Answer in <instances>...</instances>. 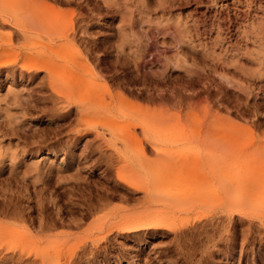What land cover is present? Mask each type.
<instances>
[{"label": "rangeland", "instance_id": "1", "mask_svg": "<svg viewBox=\"0 0 264 264\" xmlns=\"http://www.w3.org/2000/svg\"><path fill=\"white\" fill-rule=\"evenodd\" d=\"M63 1L50 2L67 20L62 24L66 29L62 26L59 33L66 30L69 38H77L66 56L84 60L95 74L88 75L92 78H87V84L76 86L86 70L58 69L53 76L57 84L53 82L59 88L68 82V92L62 87L64 93L53 90L44 71L22 68V55L45 50L48 39L43 44L33 36L27 42L19 26L10 20L4 23L15 14L22 18L39 10V5L34 7L31 0L28 4L0 0V15H6L4 19L0 16V208L4 201L27 208L39 204V199L49 202L51 198L49 204L41 202L49 207L45 216L62 215L68 221L79 219L90 197L95 199L101 193L110 196L106 208H134L136 202L131 199L143 194L127 195V186L119 181L123 175L157 183L166 198L156 211L181 217L183 209L196 205L216 215L203 224L211 222L216 230L221 228L218 235L226 230L224 236H229H223L225 242L218 248L211 247L210 256L205 254L209 258L206 264H264V0ZM94 83L105 85L108 93H118L125 98L124 104L106 111L102 118L87 115V124L84 118L79 126L82 131L76 133L80 121L77 105L89 98ZM143 120L152 126V133L139 125ZM214 173L219 179L222 176L220 181L230 177L238 183L230 185L227 193L219 189L223 181L202 191L192 184L197 175ZM171 194L177 195V203L168 198ZM225 205L230 210L243 207L244 217L220 216ZM71 206L73 214L67 213ZM96 212L81 222L87 225L82 224L83 231L94 217H102V211ZM2 215L0 222L25 225ZM32 216L40 217L38 212ZM80 229L59 225L49 234L65 233L66 237L75 231L71 244H76L85 234ZM229 233L236 237L234 246L227 242ZM4 237H0V247L7 250H0V264L35 262V254L30 252L33 246L23 248L25 241ZM64 237L59 238L60 243L68 245V236ZM173 237V233L159 230L141 251L128 250L131 257L121 258L131 242L114 236L110 262L190 264L197 250L190 262L199 259L201 248L190 247L191 236L179 249ZM16 245L29 252L22 256L13 251ZM6 247L12 248L10 252ZM82 251L76 257L79 264H90ZM63 256L61 263L68 264V246Z\"/></svg>", "mask_w": 264, "mask_h": 264}, {"label": "bare ground", "instance_id": "2", "mask_svg": "<svg viewBox=\"0 0 264 264\" xmlns=\"http://www.w3.org/2000/svg\"><path fill=\"white\" fill-rule=\"evenodd\" d=\"M19 1H21V0H19ZM50 1L52 2V1H57V0H31L34 7H35V5H37V6L39 5V10H36L33 13H28L27 15L22 16V18H21V16L19 18V16H17V14H15L12 19L10 18L8 20H4V23H5V21L8 22L10 20V22H11L10 24H12V22H13L14 24H16L15 26H19L20 27V29L18 28L19 32L25 38L24 39L25 41H27V39H29L33 36H37L38 40H40L41 43H43L44 41H46V39H48L47 45H44L45 50H42V51L38 50L39 52L37 54H32V53H28V52H25V54H23L24 52L22 53L21 50L24 46L20 49L21 53L23 54L22 57L25 55L24 59H23L24 62H23L22 68L26 69V71L27 70H32V71L33 70L34 71L35 70L36 71L42 70V71H44L46 76L49 77L48 79L50 80L52 88L55 92H59L63 88H65L66 91L68 92V84H69L68 82H66L67 84H65L66 85L65 87L62 86L63 87L62 88L60 86L61 89L59 88V86L55 85V84H57V82L54 81L55 79H53L54 78L53 76H55V73L58 69H61V71L68 70V69H74L76 72L82 71V73L84 72V70H86L85 75L83 76V74H82L81 78H79V81L76 84L74 83L76 86H82L84 82L87 84V82H86L87 78H92L91 76L92 75L95 76V74H93V72H92L93 69L88 68L86 62H83L84 60L83 61L78 60V59L76 60L75 58H69L68 59V57L66 56L68 53V50L70 48H72L74 46V44L76 43V42L74 43V40L77 38L74 39L73 35H72L73 39H71L72 37L69 38L68 37L69 35L66 32V30H64L65 32L63 31V32L59 33V30L62 29V26H63L62 24H64V20L65 21H67V20L64 19V17H65L64 16L65 14H63L64 12L61 11V13H60V10L58 11L56 9V7H54V5H51ZM66 1H63V2L67 3L68 1L67 2ZM25 2L29 3V0H25ZM59 2H60V0H59ZM41 5H42V8L40 7ZM20 8H21V6H20ZM8 14H9V12H8ZM0 16H2V13ZM4 16L6 18V15H3L2 16L3 19H4ZM7 17H8V15H7ZM0 19H1V17H0ZM1 21H3V20L1 19ZM34 26H36V28L38 27V29H35L38 32L35 30H34L35 31L34 32L32 30ZM63 28L66 29L65 26H63ZM74 34L76 35V33H74ZM9 40H10V38H9ZM10 42L12 44V40H10ZM10 42H9V44H10ZM24 48L26 49L27 47H24ZM24 48H23V50H24ZM41 48H40V50H41ZM20 51L18 52L19 55L16 54L17 57L20 56ZM25 51H27V49ZM54 54L56 55L55 59L52 58V57H54ZM51 55H52V57H51ZM75 57H77V56H75ZM21 61H22V59H21ZM21 71H23V70L21 69ZM89 74H91L90 77H88ZM78 77L79 76H77L76 78H78ZM89 80H87V81H89ZM53 81L56 83L54 84ZM53 84H54V86H53ZM101 85H97V83H94L91 86L92 88L90 90L91 91L90 93L88 90V93L90 94V95H88L89 98L85 101V98H84L85 95H84L83 96L84 102L77 105V107L79 109V116H80V118L78 119L80 121H78V125L76 126L77 128L79 126H81L80 125L81 121L87 115L89 116V118H90L91 114H93L94 117L102 118L103 117L102 114H104L106 111L119 108L120 106H122L124 104V103H122V101L125 98L122 99L121 96H117L118 93H116V94L114 93L115 95L112 92L108 93L107 87L105 85L104 86H101ZM64 91L62 90L61 92L64 93ZM119 95H121V94H119ZM68 101H69L68 103L70 104L71 100H68ZM93 103H94V105L96 104L95 106L99 105L100 108L99 107L95 108V106L92 107ZM90 107H92L93 109ZM95 109H97V110H95ZM92 110H94V111L92 112ZM99 116H101V117H99ZM87 119L88 118H85V120H83V121L86 122V121H88ZM86 124H87V122H86ZM84 125H85V123H84ZM105 125H109V122L106 121ZM139 125L140 126L142 125L141 127H142V129H144V132H147V133L153 132L152 126L149 125L145 120L141 121V123H139ZM209 125L211 126V122ZM132 126H134V125H132ZM207 127H208V125H207ZM207 127H205V128H207ZM77 128H76V133H79L82 131L80 129V127H79V129H77ZM201 130L202 129H200V131ZM203 130H205V132H207L209 130V128H208V130L207 129H203ZM194 178H195V176H194ZM119 179H120L119 181L123 183L122 185L125 184L127 186L126 187L127 188V195L133 194V192H142L143 195L141 197H138V198L131 199V198L126 197L127 200L131 199L132 201H134V203L136 202L137 207L135 205L134 208L123 207L124 209H121L119 211H117L116 208H114V210H113V208H111L112 209L111 210V209L105 207L106 205H108L107 199L110 198L109 194H105V193L102 194L101 193L99 195L98 194L95 195V197H97L95 199L92 198V196L90 197V200H89L86 208L79 213V215H80L79 219H69L67 221V220H65V218L62 217V215L59 216L58 218H52V217L50 218L49 216H45V213H46L47 209L49 208L48 207L46 209V206L50 203V200H53L51 198L49 199V202H48V200L43 199L41 201V199H39V201H40L39 204L36 203L35 206L34 205L28 206L27 208H22L18 204V202L13 205L12 201H11L12 204L10 202L5 203V201H4L3 206L0 208V213L3 214L2 216L13 218V220L16 219L14 221L18 220V222L19 221L20 222L22 221L23 223L25 222V225H20L17 222H16L17 224L15 222L14 223L0 222V225H1L0 226V235L2 237H4V236L5 237H7V236L15 237L17 241H19V240L22 242L25 241V242H23V244L25 246H23V244H20L23 246V248L24 247L27 248L28 245L30 247L33 246L32 248L28 247L27 249L30 248L31 249L30 252H33V254H35L36 258H35V260L34 259L33 260L35 261L34 263H36V264H67V263H61V259H62V256L64 254V249H66L67 246H68V257H67L68 258V264H74L75 259H77L76 257L79 255V253H78L79 250H83L82 251L83 253L80 252V253H82L81 256H83L84 258L86 256L89 257L90 264H101V263L102 264H111L110 254L114 250V244L112 242L113 241L112 237H114V236L118 237L119 236L125 240H129L132 243V244L130 243V247L126 248L124 253L121 252V253H123L122 255L120 254V252H118L121 255V258H127V257H131V255H129L130 252L127 253L128 250L141 251L150 242V238H153L159 230H162V231L164 230L167 233H170V234L173 233L175 235V237H173V238H175V240H173V239L172 240L175 241L177 249L182 248V243L186 242V239H188L191 236L190 238H192L193 240L189 238L192 241V244H191L192 246L190 245V247L194 248L196 246V247L201 248L200 257L193 264H206V261H207L206 259H209V258H206L207 255H205V254L209 253V256H210V253L212 251V250L210 251L211 247H213L212 249H215L214 247H216V246L218 248L219 247L218 245L220 243H222V241L225 242V240H224V237H225L224 235L226 234L225 229H224L225 230L224 231L222 228V231H224V232H221V230H220L219 232H221V234L219 233V235H218V233H216V231L218 229H221V228H219V226L216 227V228H218L216 230L215 229L216 225L214 226V224H212L211 222H210V224L208 222H207L208 224L207 223L203 224V222H205V220H208V219L214 220V218H217L216 215H214L215 216L214 217V216H212L213 214L212 215L210 214L211 211L210 212L209 211L208 212L202 211L200 209V206H196V205H192L190 207L183 209L184 213L181 217H176L175 213H173V212L168 213V212H164V211H156V206H158L159 204L162 205V202L166 198L165 194H163L159 191V186H157V183L153 184L152 182L151 183L150 182H141L139 180H135V178H133V179H132V177L127 178L123 175H120ZM220 179H222V176H220ZM220 179L215 173L212 175H207V174L203 175L202 174V176H199V177L197 175L196 183L192 179L193 180L192 184H194L195 188H197L199 191H202L203 189L205 190L207 187H210L209 185H212V184L216 185L215 182H217L218 180L220 181ZM222 181H220V182H222V186L219 189H221V192H223V193L226 191H229L228 189L230 188V185H234V184L238 183L237 180H235V179L230 180V177L224 178ZM229 181L231 182V184ZM192 187H193V185H192ZM197 189H195V190L198 191ZM16 194L18 195V193H16ZM25 194H26V191H25ZM5 195H4V197H5ZM28 196H30V194H28ZM126 198H125V200H126ZM168 198H170L171 202H173V203H177V201H178L177 195H174V194H171ZM6 199H7V197H6ZM27 199H31V198L28 197ZM45 201L48 202V204L46 206H45V204L41 203V202H45ZM1 202H3V201H1ZM228 204L230 205V202H228ZM103 207L106 208L107 210L106 209H105L106 211L101 210V208H103ZM60 208H58V209H60ZM74 208H76V206ZM242 208L243 207L235 206L234 209L231 207L232 210H230L229 206L225 205L221 208L222 210L220 212L221 213L220 216L221 215L226 216V218L228 217V219H232V220L234 219V217L243 218L244 216H242V214H243ZM60 210L58 212H60ZM65 210H67V209H65ZM98 210L102 211L103 213L101 212L102 213L101 214ZM79 211H80V209H79ZM96 211H98L99 213ZM219 211L220 210H218L217 212H219ZM34 212H38V214L40 215L39 219L36 220L32 216V214ZM95 212L98 213V215L101 214L100 216H102V217L98 218L97 217L98 215H94L97 217V218L94 217V219H96V220H94L93 222L91 220L92 224H90L88 226V228H86V231H83V229L81 228L83 223H81V222L83 220H85L86 218L91 217L93 215V213H95ZM104 212L106 214H104ZM67 213H69V214L72 213V206L70 209H68ZM57 214H56V216H57ZM49 215H50V213H49ZM71 218H73V217H71ZM222 218H221V220H222ZM216 221L217 220H215V222ZM221 222L223 223L224 220H222ZM242 223H241V225H242ZM59 225L68 226L70 229L71 228H75V229L81 228L82 231L80 233L84 232L85 234H84V236L82 235L83 237L79 241L74 239L77 241L76 244H71V242L73 241V238L75 237L74 236L75 234L74 235H72V234L75 231L71 235L70 234L66 235V237H64L65 233H62L60 235L59 234H49V232L56 229L57 226H59ZM83 225L87 227L86 224H83ZM218 225H219V223H218ZM33 226H35V227H33ZM223 226H224V228L226 226V229L228 228L227 225H223ZM191 227L193 230L190 231ZM220 227H222V225H220ZM186 230H188V231L186 232ZM195 231H196V233H195ZM228 231H230V230H228ZM228 231H227V234H228ZM45 233H47V234L45 235ZM78 233L79 232H77L76 234L78 235ZM240 233L241 232H239V234ZM61 235H62V237H61ZM79 235H81V234H79ZM247 235H248V233H247ZM67 236H68V245H65V242L60 243L61 240L59 238L64 237V239H66ZM78 236H77V238H78ZM228 236L229 235H226L227 238L226 237L225 238L228 239ZM230 236H231V238L227 242L232 243V245L234 246V244L236 242V237L234 234H232V235L230 234ZM245 237H247V236H245ZM241 238H243V236ZM237 240H238V236H237ZM26 241L27 242H34V243L28 244ZM243 242L245 243V241L242 240V243ZM26 243H27V246H26ZM242 245H245V244H242ZM64 246H66V247L64 248ZM236 246H237V243H236ZM3 247L2 248L0 247V250H3V251L7 250V249H4ZM242 247H241V249H242ZM6 248H8V247H6ZM12 248H8V251ZM23 248L19 247V245L17 247V245H16V247L13 248L14 249L13 251H17L20 254L21 253L24 254V253L29 252V250L26 251V249H23ZM183 248H184V246H183ZM177 249L175 248V250H177ZM188 249H189V246H188ZM181 251H182V249H181ZM192 251L194 253V250H192ZM240 251H242V250H240ZM196 252H198V250ZM196 252L194 253L195 256L193 255V257H196ZM186 253H188V252L186 251ZM14 254H16V253H14ZM14 254L12 253V255H14ZM20 254H17V255L19 256ZM189 255H192V254H189ZM100 256H103V260H100ZM179 257H181V255H179ZM184 257L186 258V256H184ZM193 257L192 256L190 257V258H192L190 261L194 260ZM135 258L136 257H134V259ZM17 260L19 262L20 258H18ZM119 260H118V262H119ZM187 260L189 261V258ZM77 261H79V259H77ZM86 261H87V259H86ZM190 261H189V263L192 264ZM30 262H31V260H30ZM66 262H67V260H66ZM133 262H135V260H133ZM133 262H131L130 264H132ZM79 263H80V261L77 262V264H79ZM27 264H30L29 261ZM176 264H178V262H176Z\"/></svg>", "mask_w": 264, "mask_h": 264}]
</instances>
